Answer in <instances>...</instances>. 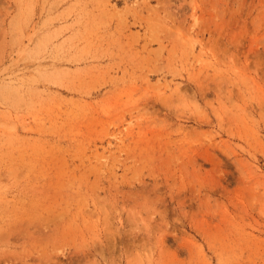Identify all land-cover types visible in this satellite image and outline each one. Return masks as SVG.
<instances>
[{"label": "rangeland", "instance_id": "rangeland-1", "mask_svg": "<svg viewBox=\"0 0 264 264\" xmlns=\"http://www.w3.org/2000/svg\"><path fill=\"white\" fill-rule=\"evenodd\" d=\"M0 264H264V0H0Z\"/></svg>", "mask_w": 264, "mask_h": 264}]
</instances>
